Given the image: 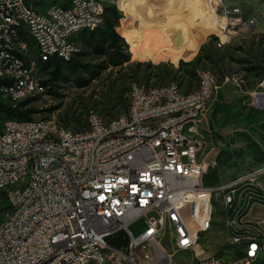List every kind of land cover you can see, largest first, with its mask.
I'll return each mask as SVG.
<instances>
[{
  "label": "built area",
  "instance_id": "built-area-1",
  "mask_svg": "<svg viewBox=\"0 0 264 264\" xmlns=\"http://www.w3.org/2000/svg\"><path fill=\"white\" fill-rule=\"evenodd\" d=\"M105 8L101 0H67L42 16L40 9L29 10L28 0H0V67L10 41L23 33H39L45 52H54V59L45 61H72L74 40L71 48L62 49L63 36L74 26L100 28ZM233 14L241 15L236 18L241 26L259 24L256 17L244 21L240 5L227 9L229 19ZM6 25H13V34L5 33ZM231 27L219 47L233 42ZM11 70H17V77L0 75V88L10 94L25 92L21 73H28L30 85L43 77L37 66L23 69L20 55L13 57ZM199 72L206 78V92L200 95L184 92L178 83H134L129 112L107 121L90 110L89 125L80 131L44 125L42 118L1 122L0 187L18 206V217L0 229V264H108L109 240L122 232L133 264H174L182 247L194 248L196 264H247L256 255L264 261V252L255 247L256 239L264 244V199H251L252 188H264V165L205 190L203 179L215 159L202 157V120L218 82L211 70ZM238 73L230 81L240 86ZM4 79H11L12 87H2ZM249 96L254 109L264 105V69ZM22 102L5 104L18 109ZM170 108H178L176 118H169ZM45 150L56 151V159H42ZM30 152H38L37 175L20 183ZM34 185H41V193H34ZM183 193H190V202H183ZM241 197H249L247 211H240ZM218 204H225V211H218ZM256 208L263 215L250 220ZM229 210H237V217H229ZM149 212L158 216L147 217ZM141 216H146L145 230L135 238L128 226ZM208 223L225 227L232 257L216 258V252L204 248ZM173 229H181V240H174ZM241 239L253 240V247H240Z\"/></svg>",
  "mask_w": 264,
  "mask_h": 264
},
{
  "label": "rangeland",
  "instance_id": "rangeland-1",
  "mask_svg": "<svg viewBox=\"0 0 264 264\" xmlns=\"http://www.w3.org/2000/svg\"><path fill=\"white\" fill-rule=\"evenodd\" d=\"M28 1L47 12L51 6L67 0ZM101 1L117 12L110 19L117 26L118 37L114 41L113 30L105 21L100 28L87 30L90 32L78 38L80 52L76 56L79 62L76 66L65 65L56 72L53 68L48 71L49 64L46 65L44 90L25 100L22 106L23 110H33L31 118H47L80 131L89 125L90 110H97L107 121L125 115L134 83L147 86L178 83L184 92H193L200 86L199 69L211 70L218 85L228 82L239 71L242 72L238 73L241 85L246 78L256 82L263 74L264 0H223L229 8L240 5L244 21L256 17L259 22L249 27L245 35L256 38L245 39L242 34L237 35L238 23L232 21L234 25L230 29L236 37L223 47H219L218 42L225 40L228 18L218 15L220 1L214 6L213 1L194 0L193 7L171 0H118V6L113 3L115 0ZM255 11L258 12L256 16ZM121 26L135 56L142 61L134 59L129 43L119 33ZM214 31L216 33L207 36L198 57L186 61L198 51L206 34ZM227 95L228 88L221 87L217 90L216 101L224 100ZM1 103L5 104L0 97ZM13 117L17 116L0 108V123ZM204 119L202 124L208 130L202 136V157H208L207 161L215 159L214 167L217 165L205 175V186L226 184L264 165V112L253 109L250 101H212ZM8 206L5 203L2 208ZM262 215V210L256 208L248 218L258 219ZM157 216L156 212L147 214V217ZM6 218L7 211L0 210V226ZM145 221L146 216H141L129 224L128 229L135 238L144 232ZM227 237L224 226H215L206 235L204 248L208 253L217 252L230 258L233 250L227 246ZM134 257L137 261L136 255ZM106 258L108 264H133L127 251L109 248ZM194 260L193 252L180 251L174 255L173 263L191 264Z\"/></svg>",
  "mask_w": 264,
  "mask_h": 264
},
{
  "label": "bare ground",
  "instance_id": "bare-ground-1",
  "mask_svg": "<svg viewBox=\"0 0 264 264\" xmlns=\"http://www.w3.org/2000/svg\"><path fill=\"white\" fill-rule=\"evenodd\" d=\"M180 4L194 6V0H171ZM214 6H217V2H213ZM30 11H39V9L33 7L29 3ZM42 16H49V10L47 12H42ZM238 24H240L238 22ZM228 25H234L232 19H228ZM97 26H74L69 29L67 35H64L62 38V49L71 48L72 40L80 32L87 30H95ZM6 34H13V25L5 26ZM234 34V32H232ZM235 35V34H234ZM30 46L34 54H30ZM80 52V46L74 40V49L71 50V57H76ZM42 53H45V59L42 58ZM20 55L23 59V69L34 70L37 66L39 72L45 70L46 65L52 63L54 52H45V43L44 40H40L39 33H23L18 34L17 39H12L10 41V49H7V55L3 59L2 67H0V75H7V77H17V70H11L13 64V57ZM71 61H64L68 63ZM200 86L196 91L192 92V95H200L203 92H206V78H201V73L199 72ZM20 85L21 89H25V92L21 91H12V94L7 92V89L0 88V97L4 102H22L26 100V95H35L43 91L45 88V77L38 79V83L35 85H30V79H28V73H21L20 76ZM2 87H12L11 79L2 80ZM10 107V105H8ZM16 109L15 107H11ZM256 109L264 111V105H256ZM129 112V108H128ZM178 115V108H170L169 118H176ZM17 119V118H14ZM18 120H27V119H18ZM44 125L59 124L54 120L47 118H42ZM61 129L71 130L66 126L61 125ZM42 159H56V151L45 150L42 152ZM37 161H38V152H30L25 156L26 170H21L20 183H28L30 178H36L37 175ZM205 190H214V187L205 186ZM34 193H41V185H34ZM251 199H264V188H252ZM183 202H190V193H183ZM8 203L7 218L2 222L0 229L7 228V222L17 219L18 217V206L16 204H11V197H9L7 190H1L0 187V210L2 206ZM249 205V197L240 198V211H247ZM218 211H225V204H218ZM229 217H237V210H229ZM215 223H208L203 227V234L207 235L213 231ZM174 240H181V229H173ZM240 247H253V240L241 239ZM256 252H264L263 239L255 240ZM180 251H191L194 254V248L191 247H182ZM217 253V252H216ZM195 260L191 264L197 263V255H194ZM216 258H223L221 255L216 254ZM81 264H90V263H81ZM247 264H264L263 255H256L253 259V262H247Z\"/></svg>",
  "mask_w": 264,
  "mask_h": 264
},
{
  "label": "crops",
  "instance_id": "crops-1",
  "mask_svg": "<svg viewBox=\"0 0 264 264\" xmlns=\"http://www.w3.org/2000/svg\"><path fill=\"white\" fill-rule=\"evenodd\" d=\"M204 1H215V2H218L219 3V1H220V4H219V7H218V15H219V17L220 18H222L223 16H226L227 18H228V16L226 15V11H227V9H229V7H226L225 6V4H224V1L223 0H204ZM220 12H222V14L220 13ZM232 17V16H231ZM236 18H237V16L236 17H232V21L234 22L235 21V23H238V21L236 20ZM229 19V18H228ZM117 27V26H116ZM238 35H241L242 34V36H243V38H245V39H254V38H256V36L254 37H251V38H247V37H245V35H247L248 33H249V31H250V29L249 28H247V27H245V26H241V25H239L238 24ZM123 29H122V26L120 27V34H121V36H122V38L123 39H125L128 43H129V45H130V42H129V40L126 38V36H124V34H123ZM88 32H90V31H84V32H81V33H79V34H77L75 37H74V40L78 43V38L81 36V34H85V33H88ZM213 33H216V31H214V32H210V33H208V34H206V36L202 39V42L200 43V46H199V49H198V51L190 58V59H188V60H186V61H192V60H194V59H196L197 57H198V55L200 54V52H201V49H202V46L206 43V38H207V36H209V35H211V34H213ZM240 33V34H239ZM192 35H194V36H196V35H199L198 33L196 34V33H193ZM258 38V37H257ZM130 48H131V45H130ZM131 52H132V54H133V57H134V59L135 60H137V61H142L143 59L142 58H140V57H137V56H135V54H134V52H133V50H132V48H131ZM144 60H146V59H144ZM182 60H185V59H182ZM160 61H164V60H160ZM181 61V60H180ZM157 62H159V61H157ZM240 73H242L241 71H239ZM261 77V76H260ZM247 79V78H246ZM246 79H245V81L243 82V85H236V84H234L233 82H231L230 80H228V82H222L221 84H219L218 85V88H217V90H219L221 87H223V86H226L227 88H228V95L225 97V99L224 100H220V101H216V95H217V91H216V93H215V95H214V97H213V100L212 101H214L215 103H219V102H222V101H226V100H231V101H243V100H245V101H250V96H249V92H251L254 88H255V86H256V84H257V81L259 80H257L256 82H254V81H251L250 79H247V83H248V85H247V83H246ZM218 81V80H217ZM233 90H235V91H233ZM238 91V92H237ZM191 92V91H190ZM233 92H237V93H239V96H240V98H239V96H236V94H234ZM254 109V108H253ZM256 111H260V110H258V109H255ZM260 112H264V111H260ZM203 122H205V119H204V116H203V120H202ZM206 130H208L207 129V127L204 125V123H203V134H204V132L206 131ZM217 166V165H216ZM215 166V167H216ZM263 166V165H262ZM215 167L214 168H212V169H215ZM259 168V167H258Z\"/></svg>",
  "mask_w": 264,
  "mask_h": 264
},
{
  "label": "trees",
  "instance_id": "trees-1",
  "mask_svg": "<svg viewBox=\"0 0 264 264\" xmlns=\"http://www.w3.org/2000/svg\"><path fill=\"white\" fill-rule=\"evenodd\" d=\"M111 15H117V12L111 8V7H106L105 8V21H106V26L113 30V39L115 41V38L118 37V35L115 32V28H116V24H114L112 22V20L110 19ZM95 32V31H93ZM79 62L76 60V58H74L71 62L68 63H60L59 61H54L52 63H49L48 65V71H50V68H53L56 70V72H60L61 68L65 65L68 66H76ZM25 102V101H24ZM24 102H22L19 105L18 109H13L11 107H9L6 104L1 103L0 108H5L7 109V111H9V113H12L13 116L16 115L17 117H13V118H19V119H32L31 118V113L33 112V110H23L22 106L24 104ZM16 113V114H15ZM128 238L126 236L125 233H118L117 235L113 236L110 238L109 240V244L112 247V249L117 250V251H124V249L128 246Z\"/></svg>",
  "mask_w": 264,
  "mask_h": 264
}]
</instances>
